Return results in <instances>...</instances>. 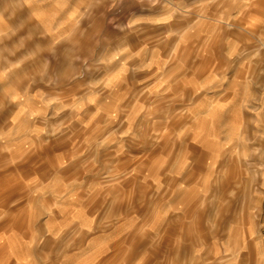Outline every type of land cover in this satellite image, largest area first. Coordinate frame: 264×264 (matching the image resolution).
<instances>
[{"label":"rangeland","instance_id":"1","mask_svg":"<svg viewBox=\"0 0 264 264\" xmlns=\"http://www.w3.org/2000/svg\"><path fill=\"white\" fill-rule=\"evenodd\" d=\"M121 2L87 48L111 80L48 112L41 191L9 197L0 159V264H264V0Z\"/></svg>","mask_w":264,"mask_h":264},{"label":"crops","instance_id":"2","mask_svg":"<svg viewBox=\"0 0 264 264\" xmlns=\"http://www.w3.org/2000/svg\"><path fill=\"white\" fill-rule=\"evenodd\" d=\"M121 6V0H0V159H7L10 172L27 179L9 184L7 190L15 192L9 197L42 189L41 183H33L32 174L44 167L49 140L64 137L63 122L49 120L48 112L64 110L79 94L92 95L87 82L96 79V73L99 79L111 80L105 76L112 41L109 16ZM94 15L102 21L98 37L90 19ZM100 37L109 55L89 61L87 48L96 46ZM53 126L61 130L50 134ZM58 190V196L64 195V188ZM89 196L79 194L77 199ZM78 210L79 222L89 220ZM40 215H34V222L46 224L48 216ZM87 251L94 253L89 246ZM81 259L73 264H95Z\"/></svg>","mask_w":264,"mask_h":264},{"label":"bare ground","instance_id":"3","mask_svg":"<svg viewBox=\"0 0 264 264\" xmlns=\"http://www.w3.org/2000/svg\"><path fill=\"white\" fill-rule=\"evenodd\" d=\"M256 179V178H255ZM245 182H246V180H245Z\"/></svg>","mask_w":264,"mask_h":264}]
</instances>
